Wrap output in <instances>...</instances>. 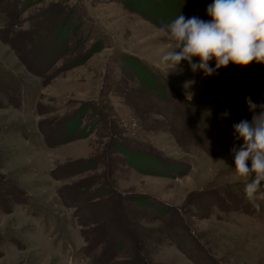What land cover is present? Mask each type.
<instances>
[{
  "label": "rangeland",
  "instance_id": "374dc122",
  "mask_svg": "<svg viewBox=\"0 0 264 264\" xmlns=\"http://www.w3.org/2000/svg\"><path fill=\"white\" fill-rule=\"evenodd\" d=\"M211 3L191 17L209 19ZM157 29L120 0H0V189L27 197L10 210L0 193V264H264V213L245 203L231 154L264 70L240 96L187 61L162 70ZM72 118L86 136L61 142ZM121 149L189 170L143 174Z\"/></svg>",
  "mask_w": 264,
  "mask_h": 264
},
{
  "label": "clouds",
  "instance_id": "9594fccd",
  "mask_svg": "<svg viewBox=\"0 0 264 264\" xmlns=\"http://www.w3.org/2000/svg\"><path fill=\"white\" fill-rule=\"evenodd\" d=\"M207 15L211 19L205 21L180 14L157 29V36L166 41L158 67L173 71L187 61L193 73L212 76L230 64L264 65V0H213ZM246 103L251 120L233 125L234 139L243 143L231 149L232 175L243 184L245 203L264 213V96L254 101L249 95Z\"/></svg>",
  "mask_w": 264,
  "mask_h": 264
},
{
  "label": "trees",
  "instance_id": "16d2710c",
  "mask_svg": "<svg viewBox=\"0 0 264 264\" xmlns=\"http://www.w3.org/2000/svg\"><path fill=\"white\" fill-rule=\"evenodd\" d=\"M120 1L123 3L125 8L139 14L141 17L145 18L146 20H149L151 23H153L159 28L162 24L171 23L180 14H183L186 18L191 17L206 3L207 0H120ZM210 19L211 18L205 19V21ZM92 53L93 51L89 55H87L86 58H88ZM128 61H129L128 67L134 72L133 74L135 75L137 82L146 86V88L148 89H155L160 97H165V95L168 92L166 91L167 85L157 74L151 71L150 68L144 65L136 57H129ZM194 62L198 63L199 61L198 59H195ZM211 67L213 68L215 67L214 61L211 63ZM263 70H264V65H259L256 63H253L247 67H240L230 64L227 68H221L216 74L212 76H205L202 71H200V73L208 84L217 88L219 86H221L222 88L224 87V90L226 92L230 91V93L231 92L236 93L240 96L245 86L244 82L245 80H247L246 78L250 75L253 76L259 75L263 72ZM216 81L218 82V84L216 83ZM222 93L224 94L225 92ZM77 125L79 126V121L78 124L74 123L73 118L68 119L64 123L63 131L66 132L67 137H65L66 139H64L61 142L70 141L76 138H83L86 136L84 130L76 129ZM121 150L122 152L125 153V158L127 163L130 164L134 169H136L137 171L143 174H152V175L169 177L170 176V174H168L169 170L173 171L174 173L176 172V174L178 175H184L189 170V166H187L185 163H174L170 161L163 162L160 160V158L142 151H126L125 149H121ZM92 160L89 159L81 162L80 170L91 168L94 164ZM147 163L148 165H145ZM2 183L4 185L7 182H2ZM0 193L4 197L7 196V198L4 199L7 202L9 199H11L10 206L12 204L14 205L17 203H26L27 200V197H25V195L21 197L23 199L16 198L15 195L19 196L18 194L19 192H17L16 189L11 187L10 189H5V188L0 189ZM130 195L132 197L134 194L132 195L131 193ZM133 198H135L134 200L141 203L142 205L148 206V204H150V202L146 200L147 197L144 195L134 196ZM0 203H3V200H1ZM12 206L10 207V210ZM156 209L160 210L159 207H157ZM10 210L7 212H10ZM163 212H165V210H163L162 213ZM138 255H139V251H138Z\"/></svg>",
  "mask_w": 264,
  "mask_h": 264
}]
</instances>
